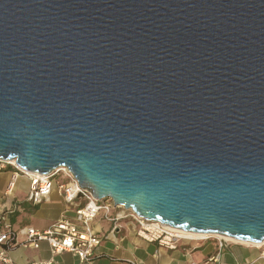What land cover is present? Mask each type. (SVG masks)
<instances>
[{
    "label": "water",
    "instance_id": "water-1",
    "mask_svg": "<svg viewBox=\"0 0 264 264\" xmlns=\"http://www.w3.org/2000/svg\"><path fill=\"white\" fill-rule=\"evenodd\" d=\"M0 159L263 243L264 0H0Z\"/></svg>",
    "mask_w": 264,
    "mask_h": 264
},
{
    "label": "crops",
    "instance_id": "crops-1",
    "mask_svg": "<svg viewBox=\"0 0 264 264\" xmlns=\"http://www.w3.org/2000/svg\"><path fill=\"white\" fill-rule=\"evenodd\" d=\"M10 180L9 171L0 173V229L10 224L15 231L24 227L43 231L64 218L75 220L74 208L56 189L48 202L34 206L27 202L29 180L20 178L16 188L7 193ZM91 228L101 238L95 251V264H264L256 246L223 241L217 236L182 241L176 249H168L140 238L137 225L131 220L112 222L101 214L91 222ZM2 248L0 246V251ZM6 255L10 264H31L51 258L45 242L39 249L31 245L7 249ZM56 261L57 264H79L78 258L70 253L57 256ZM0 264L4 263L0 261Z\"/></svg>",
    "mask_w": 264,
    "mask_h": 264
},
{
    "label": "built area",
    "instance_id": "built-area-1",
    "mask_svg": "<svg viewBox=\"0 0 264 264\" xmlns=\"http://www.w3.org/2000/svg\"><path fill=\"white\" fill-rule=\"evenodd\" d=\"M7 171L11 173L7 193H11L16 188L20 178H27L29 180L27 202L39 206L48 202L56 189L74 208L75 220L64 218L43 231L29 227L15 231L10 224H5L0 229V246L3 247L0 251V261L4 264L11 262L6 255L7 249L30 245L39 249L43 242L49 245L51 258L31 264H57L56 257L64 253L76 256L79 264H95V251L101 244V238L91 228V222L101 214L112 222L133 221L137 225V235L140 238L156 242L168 249H176L182 241H198L211 237L207 235L203 238H191L182 230L164 226L159 222L144 220L132 210L115 205L111 199L99 200L88 190L82 189L72 173L65 168L50 175H40L19 168L14 161L0 159V173ZM56 177L62 178L63 182H55ZM21 236L23 240H20ZM254 246L260 249V259L264 260V242Z\"/></svg>",
    "mask_w": 264,
    "mask_h": 264
},
{
    "label": "bare ground",
    "instance_id": "bare-ground-1",
    "mask_svg": "<svg viewBox=\"0 0 264 264\" xmlns=\"http://www.w3.org/2000/svg\"><path fill=\"white\" fill-rule=\"evenodd\" d=\"M182 232H184L185 234H187L191 238H203V237L207 236L205 234H197V233L186 232V231H182ZM217 237H219L221 240H224V241L238 242V241H235V240H232L229 238H225V237H221V236H217ZM239 243H244V242H239ZM244 244L254 245V244H250V243H244Z\"/></svg>",
    "mask_w": 264,
    "mask_h": 264
},
{
    "label": "rangeland",
    "instance_id": "rangeland-1",
    "mask_svg": "<svg viewBox=\"0 0 264 264\" xmlns=\"http://www.w3.org/2000/svg\"><path fill=\"white\" fill-rule=\"evenodd\" d=\"M55 182H63V179L60 178V177H56V178H55Z\"/></svg>",
    "mask_w": 264,
    "mask_h": 264
}]
</instances>
